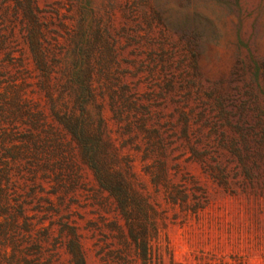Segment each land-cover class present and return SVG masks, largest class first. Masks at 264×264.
I'll return each instance as SVG.
<instances>
[{"label": "rangeland", "instance_id": "rangeland-1", "mask_svg": "<svg viewBox=\"0 0 264 264\" xmlns=\"http://www.w3.org/2000/svg\"><path fill=\"white\" fill-rule=\"evenodd\" d=\"M0 264H264V0H0Z\"/></svg>", "mask_w": 264, "mask_h": 264}, {"label": "trees", "instance_id": "trees-1", "mask_svg": "<svg viewBox=\"0 0 264 264\" xmlns=\"http://www.w3.org/2000/svg\"><path fill=\"white\" fill-rule=\"evenodd\" d=\"M109 189H111V190H112L113 188H109ZM113 190H114V189H113ZM114 191H115V190H114Z\"/></svg>", "mask_w": 264, "mask_h": 264}]
</instances>
